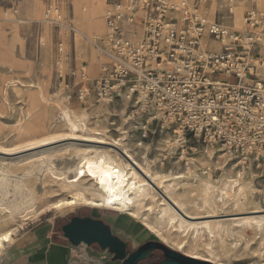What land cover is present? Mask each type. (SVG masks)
I'll return each instance as SVG.
<instances>
[{
  "label": "rangeland",
  "instance_id": "1",
  "mask_svg": "<svg viewBox=\"0 0 264 264\" xmlns=\"http://www.w3.org/2000/svg\"><path fill=\"white\" fill-rule=\"evenodd\" d=\"M61 1L62 13L73 22L75 34L73 32L64 34L63 30H58L57 27L42 20L47 0H0V231L16 227L13 233L15 240L12 245H5L0 254V264H4L5 249L9 245L24 244L31 227L36 223L51 220L56 229L60 230L61 225L74 215L102 219L110 226L113 234L128 243L127 249L130 251L145 240L154 239L183 254L190 256L200 254L198 255L201 256L200 259L209 258L217 264H264V228L257 227L254 222L247 223L245 219L247 216L263 213L264 177L260 176L259 171L245 170L239 177H235L236 182L240 184L250 182L248 193L254 200L253 204H236L224 193L221 195V201L217 202L216 199L220 198L219 189L210 187L206 190V185L201 182L205 180L220 187L226 181L223 180L224 177L233 178L239 169L232 167L233 164L227 161L226 157H218L219 153L212 150L204 152L202 144H199L193 155L196 161L200 165L209 163L208 165L218 169H213L212 173L204 176L195 174L194 179L189 178L183 172L182 161L174 162L169 158L163 160L166 146L170 144V141L167 144L163 139L165 133L149 141L150 144H146L144 148H138L132 139L124 138L125 134L109 128L108 122L113 118L112 114L116 115V124H122L124 106L118 104L102 106L90 101L83 103L73 95L68 98V92L58 86L54 62L60 39L69 54V58L63 64L64 67L82 62L86 64L90 78L98 75L101 54L95 44L81 36L78 30L94 41L104 35L103 10L106 2L110 0H104L97 13V17L102 21L101 31L82 24L76 18L73 0ZM259 3L263 6L264 0H259ZM211 5L212 0H206L210 18L220 19L221 0L213 6L214 17L210 13ZM245 5V0L237 3V6L241 7L239 18L233 22L237 29L244 28L242 14ZM85 7L86 9L82 10L80 5L79 11L87 12L86 3L83 5V8ZM78 41L88 45L96 55L95 72L92 74L88 69V60L76 49ZM261 53L264 57V42ZM40 90L44 92L43 98L38 93ZM63 110H67L77 124L75 129L66 123ZM91 137H101L107 142L85 140ZM113 140L126 146L139 163L144 164L141 156L145 154L146 156H143L149 160L152 169L177 173L175 176L182 175L171 179L170 182H173L171 184L176 190L185 188L180 202L186 212L189 210V214L201 216L197 219H185L191 222L208 220L210 228L195 229L179 223V217L173 211L169 212L172 207L169 208L170 204L163 200L160 191L159 193L154 191V196L149 195L144 200L136 218L124 211L90 206L80 198L71 207L36 214L58 199H70L74 192H82L87 199L93 198L92 191L83 190L78 185L92 188L94 179L90 175V169L98 170L105 160L118 161L117 156H120V153L109 145ZM187 151V155L192 156L191 150ZM85 155L92 157L87 163L89 167L86 165L81 167L80 160ZM221 165L223 168L219 167ZM73 178L74 185H68ZM206 192L210 193L208 198ZM205 198L207 201L204 202ZM253 210L259 212H249ZM208 214L216 216H207ZM180 225L182 227L179 229ZM73 248L76 253L84 250L86 260L74 252L69 264L119 263L118 260L111 259V254L107 250H102L95 243ZM162 258V252L156 251L137 264H157Z\"/></svg>",
  "mask_w": 264,
  "mask_h": 264
},
{
  "label": "built area",
  "instance_id": "2",
  "mask_svg": "<svg viewBox=\"0 0 264 264\" xmlns=\"http://www.w3.org/2000/svg\"><path fill=\"white\" fill-rule=\"evenodd\" d=\"M239 1L221 0L220 19H211L206 0H110L105 33L94 42L102 58L98 75L90 78L82 62L64 67L69 54L60 39L58 86L83 103L124 106L122 124L112 114L108 125L138 148L165 133V143H175L163 160L182 161L189 178L218 169L196 161L199 144L238 167L233 178L252 169L264 177V5L245 0V26L237 29ZM61 4L47 0L42 20L72 33Z\"/></svg>",
  "mask_w": 264,
  "mask_h": 264
},
{
  "label": "bare ground",
  "instance_id": "3",
  "mask_svg": "<svg viewBox=\"0 0 264 264\" xmlns=\"http://www.w3.org/2000/svg\"><path fill=\"white\" fill-rule=\"evenodd\" d=\"M217 2H218V0H212L210 13L213 17H214L213 6ZM242 4H243V2H242ZM84 9H86V7ZM240 11H241V7L235 6V8L233 10V19H232L233 22H235L239 18ZM243 23H244V19H243ZM244 26H245V24H244ZM75 31H76V29L73 32L74 34H75ZM78 31H79V34L81 36L86 37L87 39L90 40V42L95 44L94 43L95 41L91 37H89L88 35L87 36L83 35L80 30H78ZM104 33H105V26H104ZM205 40H206V38L202 39L203 45L205 44ZM218 44H219L218 42H211V46H213L214 48H217ZM88 69H89L90 73H93L95 71V64L93 62H90L88 65ZM38 93L42 98L44 97V92L42 90L38 91ZM63 117L65 118L66 123L70 126V128L75 129L77 127V124L75 123V121H73V119L70 116V113L67 110H63ZM85 140H89V141H93V142H97V143L107 142L106 140H104L101 137H91V138H88ZM110 143H112V144H109V145H111L113 148H115L120 153V156H117L118 161L116 162V161L105 160L104 163L100 162L101 164H100L98 170L96 168H95L96 170H94V171H92L90 169V175L94 179V185L92 188H90L89 186H83L82 187L81 185H78L81 188H83V190L92 191V197L93 198L87 199L83 195L82 192H76V193L74 192V195H72L70 197V199H58V200L54 201L53 203H51L49 206L47 205L46 208L41 209L36 214H38V213L42 214L44 212H47V211H50L53 209L62 210L64 208L71 207V205L75 204L76 200L80 198V199H83L84 201H86L90 206L93 205L96 207H104V208H108V209L113 210V211H120V212L124 211V212L128 213L131 217L136 218L138 216L139 211L143 207L144 200L149 195L154 196V191H156L157 193H159V191H160V193L162 194L161 197H163V200H166V202H168V205L170 204L169 208L172 207L171 208L172 210L169 209V212L173 211L176 214V216L179 217V223L186 224V225H188V227L189 226L194 227L195 229L202 228V227H205L207 229L210 228L208 220L203 219V220H200L197 222H191V220L188 221V219L187 220L185 219V218L197 219V218H200L201 216L199 217V215H197V216L191 215L188 213L189 210H188V212H186V210L183 208V206L180 202V198L183 196V194L185 192V188H179L176 190L172 186L173 182L171 181L172 184L170 182L171 179H173L175 177H180L182 175H176L175 176V174H177V173H173V172H167L166 173V172H160V171H158V169H152L149 160L145 157L146 156L145 154H144L145 156H143V155L141 156L143 159V162H144V164H141L133 157L130 150L126 146L121 145L116 140H113ZM174 143L175 142L170 143L169 145H172ZM94 151H96V150H94ZM100 156H102V153ZM114 157H116V156H114ZM218 157H223V155L219 154ZM81 158H82V160H80L81 167H83L85 165H86V167H89V166H87V163L92 159V157L90 155H85ZM109 159H110V157H109ZM95 162H96V160H95ZM208 164L209 163H207L206 165L210 166ZM97 165H99V164H97ZM91 166H90V168H92ZM77 167H78V165H77ZM219 167L223 168V165H221ZM178 173H180V172H178ZM80 174H81V172H80ZM74 178H73V180H70L68 182L69 183L68 185H70V186L74 185V183H73V182H75ZM83 179H84V177H83ZM223 180H226V181L224 183H222L220 185V187H217L216 185L209 183L205 180H203L202 182L200 181V182L202 184L206 185V188H205L206 190H209L210 187L219 189L218 192H220V198L216 199L217 202L221 201V199H222L221 195H222V193H224V195H226V197H229V198L231 197L232 200L236 204H238V203L239 204H253L254 203V200L252 199V197L248 193V187H250L249 181H246L245 183L240 184V183L236 182V178H232L229 176L224 177ZM169 186L174 188V189H172V188L170 189ZM235 187H237V189H235ZM157 189H158V191H157ZM223 189H224V191H222ZM226 190H230V192H227ZM206 196L208 198L210 196V193L206 192ZM207 198H205L204 202L207 201ZM57 204H60L61 207L60 208L54 207V205H57ZM191 205H192V203H191ZM145 206H147V205H145ZM150 207H151V205H150ZM145 208H147V207H145ZM249 212H255L256 213V212H259V210H253V211H249ZM262 212L263 213H260L258 215L247 216L245 218L247 223L248 222H254L257 225V227L264 228V209H262ZM167 213H165V214H167ZM34 216H36V215H34ZM207 216H216V214H212V215L208 214ZM226 217H228V216H226ZM218 219H219V217H218ZM175 220H176V218H175ZM168 221H169V219H168ZM239 222H241V221H239ZM236 224H239V223H236ZM180 227H182V225L179 226V229H180ZM219 227H220V225H219ZM15 228L16 227L14 226L12 228H6V229H3L0 231V236L6 235L9 233L11 234L8 241L0 242V254L2 253V250L4 249L6 244H11L15 240L13 237V233H14ZM186 228H187V226H186ZM245 229L247 230L248 228H245ZM245 229H244V231H245ZM257 229H259V228H257ZM208 232H210V231H208ZM217 233H219V232H217ZM199 234H201V233H199ZM79 246L83 247L84 243H81ZM213 253H214V251H213ZM75 254L77 256H80L81 259H84L86 257V252L84 250L81 251L80 253L75 252ZM207 254H208V250H207ZM198 255H200V254H198ZM198 255L191 254L192 257L201 258V256H198ZM202 259H207V260L215 262L214 260H211L209 258L203 257ZM222 264H225V263H222Z\"/></svg>",
  "mask_w": 264,
  "mask_h": 264
},
{
  "label": "crops",
  "instance_id": "4",
  "mask_svg": "<svg viewBox=\"0 0 264 264\" xmlns=\"http://www.w3.org/2000/svg\"><path fill=\"white\" fill-rule=\"evenodd\" d=\"M73 1L76 18L79 19L82 24L88 25L96 31H101L103 27L102 21L97 17V13L104 0ZM85 3L88 6V11L81 13L79 11V6L81 5L82 10H85L83 8ZM21 21L22 20H20V22ZM76 49L78 52L83 53L84 57L88 60V64L90 62L95 64L96 55L88 45L78 41ZM11 245L5 249L4 264L5 262L7 264H69L75 252L73 248L75 246L71 245L68 239L63 235L61 229H56V226L51 220L41 221L33 225L24 244L20 246ZM84 260H86V258Z\"/></svg>",
  "mask_w": 264,
  "mask_h": 264
},
{
  "label": "water",
  "instance_id": "5",
  "mask_svg": "<svg viewBox=\"0 0 264 264\" xmlns=\"http://www.w3.org/2000/svg\"><path fill=\"white\" fill-rule=\"evenodd\" d=\"M61 231L71 245L76 247L81 243L86 245L95 243L102 250H107L112 260H118V264H137L140 260L150 257L154 249L161 250L163 254V258L157 264H217L183 254L154 239L146 240L130 251L127 249L128 243L113 234L110 226L97 217L71 216L61 225Z\"/></svg>",
  "mask_w": 264,
  "mask_h": 264
},
{
  "label": "snow or ice",
  "instance_id": "6",
  "mask_svg": "<svg viewBox=\"0 0 264 264\" xmlns=\"http://www.w3.org/2000/svg\"><path fill=\"white\" fill-rule=\"evenodd\" d=\"M54 207H56V208H60L61 205H60V204H57V205H54ZM10 235H11V234L9 233V234H6V235H3V236H0V242L8 241Z\"/></svg>",
  "mask_w": 264,
  "mask_h": 264
},
{
  "label": "flooded vegetation",
  "instance_id": "7",
  "mask_svg": "<svg viewBox=\"0 0 264 264\" xmlns=\"http://www.w3.org/2000/svg\"><path fill=\"white\" fill-rule=\"evenodd\" d=\"M147 240H151V239H147ZM146 241V240H145ZM156 251H161V250H159V249H154L153 250V253H155ZM162 252V251H161Z\"/></svg>",
  "mask_w": 264,
  "mask_h": 264
}]
</instances>
